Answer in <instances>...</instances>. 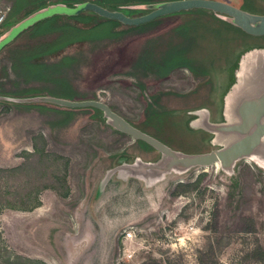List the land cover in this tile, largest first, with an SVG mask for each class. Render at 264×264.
<instances>
[{
  "label": "rangeland",
  "instance_id": "obj_1",
  "mask_svg": "<svg viewBox=\"0 0 264 264\" xmlns=\"http://www.w3.org/2000/svg\"><path fill=\"white\" fill-rule=\"evenodd\" d=\"M19 1L0 0V26ZM88 1V9L78 12L62 9L79 3L52 4L0 37V168H19L0 177V201L28 206L36 195L49 198L44 229L52 225L54 233L68 238L81 210L78 202L87 197L85 229L96 240L69 260L57 238H40L36 207L4 209L0 264H48L36 256L38 245L60 264H264V167L253 156L264 136L247 148L230 149L264 127V58L251 61L247 73L253 47L238 49L233 32L228 36L216 20L204 21L209 8L168 13L201 14L185 24L162 16L114 25L101 9L128 0ZM209 1L241 9L253 25L264 17V0ZM210 26L218 29L204 34ZM246 37L253 46H264V35ZM195 39L210 42L200 41L197 51H190ZM210 49L226 56V68L203 69L204 62L197 61L195 69L172 68L166 77L156 72L155 66L176 56L194 60L193 52L201 58ZM80 101L108 104L123 120L179 152L161 145L151 149L152 142H139V133L103 110L74 105ZM210 149L199 156L182 154ZM151 168L164 173L146 187L145 204L114 197L104 184L108 180L97 177L113 170L144 177ZM136 215L140 219L130 220Z\"/></svg>",
  "mask_w": 264,
  "mask_h": 264
},
{
  "label": "trees",
  "instance_id": "obj_2",
  "mask_svg": "<svg viewBox=\"0 0 264 264\" xmlns=\"http://www.w3.org/2000/svg\"><path fill=\"white\" fill-rule=\"evenodd\" d=\"M24 2H25V0H20L13 7V10L9 14L7 20L4 22V24L2 26H0V37L3 34H5L8 30H10L14 26H16L22 19L34 14L35 12H37V11H39L41 9H44V8H46V7H48V6L52 5V4L74 5L76 3H79L80 4L79 7H72V6L67 7L68 11H79V10L84 9V7L87 6L88 5L87 3L90 2V1H88V0H52V1L45 0V1H42V2H39V3H34L35 2V0H34L27 7L24 6ZM129 5H149V6L156 5V6L152 7V8H149V9H135V8L126 7V6H129ZM162 5L163 4H161V0H128L126 2H121V3L111 4V5L108 4V6H106L104 8V10H106V11H108L110 13L122 12V13H124L127 16H129L130 14L132 16H135V13H139V14L145 15V14L151 12L152 10L161 7ZM121 6H123V7H121ZM206 11H207L206 13L203 12V16H204L203 20L204 21L207 20L209 22H211L210 21L211 19L216 20L223 27L222 30L228 36H229V31L233 32V39H239L237 44H235L236 47H238V49L239 48L247 49L249 47L257 46V45L253 46L252 39L245 40V39H247L246 34L248 36H257V35H253V34L248 33L247 31H245L240 25H238L236 23V21L234 20V18L232 16H230L227 13H221V12L215 11L213 9H206ZM48 12H50V11H48ZM48 12H45V13H48ZM45 13H41V14H45ZM198 14H199L198 16L201 15L200 13H198ZM216 14H223V15H226V16H230L231 18H233V22H229V21L223 20V19L217 17ZM109 19L112 21V23L114 25H117V24H119V22H121L120 20H118L116 18H109ZM216 29H218V28H216V27L212 28L211 26L207 27V29H206L207 31L204 29V34H205V32H208L207 35H209V34H211V32L215 31ZM238 30H240V31H238ZM241 30L243 31V33H242ZM187 33L188 34H192L189 30H187ZM9 37L5 41L9 40ZM200 41L203 42V44H206V41H209V39H207V40L206 39H195V44L193 46V49L190 50V51H193V50L197 51L196 49H197L198 45L201 43ZM209 42H207V44ZM0 46H1V44H0ZM238 49L236 48L237 52H238ZM209 52H210V55H208L206 57H204L205 56L204 55L201 58H200V56L198 54L195 55V53L193 52V54H194L193 57H195L194 60L188 59V60H184L182 62L178 61L179 60V56H176L169 63H167L165 66H159V67L155 66V68L157 70L156 72H157V74L159 76L166 77L171 72L172 68L181 67V66L182 67L183 66H188V67H190L192 69H195L196 68L195 65H196L197 61H199V62L203 61L204 62L205 66H203V69H206L207 67H210V68L214 69L213 67H217V66L218 67L221 66L222 68L223 67L226 68V56L222 55V52H219L217 54L218 56H216V54L215 55L211 54V53H213L211 51V49L209 50ZM215 58H217V60H219V64L221 63L220 65L215 61ZM136 62H137L138 65H140L142 67H145V68H150L151 67V65H148L147 63H145L142 60H137ZM93 108H95V107H93ZM95 109L99 112V114L103 112L101 109H98V108H95ZM141 131L145 132L143 130H141ZM138 141L139 142H143L145 144L147 143L146 141H144L142 139H138ZM163 144L166 145L165 143H163ZM166 146L168 148H170L171 150H173V151H177V150L173 149L172 147H170L168 145H166ZM148 147H150V146L148 145ZM211 152H212V150L210 149L209 151H206V152H203V153H198V154L197 153L196 154L184 153V154H186V155H199V154H208V153H211ZM18 170H19V168H13V169L0 168V177L2 176L3 173H15ZM40 204H41V201H40V198L38 197V195H36L35 200L33 201V203L28 205V206L27 205H23L21 203L18 204V203H13V202L11 203V202L0 201V212L3 211L4 209L28 210L29 211V210H32L35 207L39 206ZM0 239H1V231H0Z\"/></svg>",
  "mask_w": 264,
  "mask_h": 264
},
{
  "label": "crops",
  "instance_id": "obj_3",
  "mask_svg": "<svg viewBox=\"0 0 264 264\" xmlns=\"http://www.w3.org/2000/svg\"><path fill=\"white\" fill-rule=\"evenodd\" d=\"M176 1H182V0H161V4H167V3H172V2H176ZM198 12L197 11H187L185 13H172V14H166L163 16H175L178 17L182 20V22L185 24V22H188L190 19H194L197 17ZM217 17L229 21V22H233V18H231L230 16H228V18L223 17L222 15L216 14ZM162 17V16H161ZM158 17V18H161ZM251 47L247 48L246 50L250 49ZM264 48H252V52H260V51H264ZM262 141V140H261ZM260 141V142H261ZM264 144V143H263ZM257 145L253 148V150H257L260 146ZM151 149H157L156 147H151ZM172 152H179V151H172ZM181 153V152H180ZM184 154V153H182ZM186 155V154H184ZM162 171V170H161ZM147 173L144 175V177H140V176H132L129 173H123L121 174L120 171H115L113 170L111 172V174H105L104 177H101L100 175L97 176L99 178L100 181H107L108 183H104L105 185L110 187V192L113 193L114 197H121L124 200L127 201H142L144 202V204L146 202H148L149 200H147L146 195L145 194V190L146 187H152L154 185V182L156 179H162L163 176V171L162 173H160L161 175L157 174L154 170V168H151L150 170L146 171ZM104 184L102 185V189L104 187ZM100 186V185H99ZM159 186H163V185H159ZM101 189V190H102ZM99 190V187H98ZM104 191V190H103ZM98 195H95V197L93 199H96ZM49 199V198H48ZM48 199H45L44 196H42L41 198V204L35 208V210L33 211V218L35 219H39V227H41L40 229V238H44V237H48L51 238L52 240L54 238H57V246L59 247V249L63 252H68L69 254V260H74V255L83 247H86L88 245V243L90 242L93 243L96 240V235L94 234V232H89L87 229H85V222H88L86 220V210L87 207H89V205L91 204V201L86 197L79 200V205L81 204V210L78 212L79 216H77L76 218H74V221L71 222V229H69V237L67 238L61 231L60 233H54L53 229L54 227L52 225H50V230L48 229H44V226L47 225L48 221H46V217L45 214L48 210V207L50 206V201H48ZM90 202V203H89ZM88 204V206H87ZM78 208V207H77ZM73 214V213H72ZM137 217H134L130 220H138L140 219L141 216L136 215ZM43 218V220H42ZM123 225V222L121 224H119V226L116 227V229L113 232V241L116 240V235L119 232V230L121 229ZM50 231V232H49ZM52 231V232H51ZM88 241V243L86 244V242ZM114 245V242H112ZM44 245V244H41ZM37 248L40 251V254H36V256H38L39 258H41L42 260H44L45 262H47L48 264H60V262L58 261L57 258H55L52 255H49L47 252V249H44L43 246H37Z\"/></svg>",
  "mask_w": 264,
  "mask_h": 264
},
{
  "label": "water",
  "instance_id": "obj_4",
  "mask_svg": "<svg viewBox=\"0 0 264 264\" xmlns=\"http://www.w3.org/2000/svg\"><path fill=\"white\" fill-rule=\"evenodd\" d=\"M191 7H205V8L213 9L221 13H227L230 16H232L234 20L236 21V23L240 25L248 33L253 34V35H264V17L260 20V22L257 25L256 24L253 25L248 20L244 11H242L241 9H238L236 7H233L231 5H227L224 3L209 1V0H182V1L172 2V3H167V4H163L161 7L156 8L143 16L135 17V18L129 17L122 12L110 13L104 9H101V12H103L104 14L108 16L116 18L124 23H127L129 25H139L142 23H147L149 21H152L168 13L177 12L181 9L191 8ZM84 9H88V8H84ZM62 10L68 11L67 8H63ZM71 12H75V11H71ZM74 105L76 107L92 106V107L101 109L106 113L108 117L113 119L115 122L121 123L123 125H127L130 129L139 133L140 136L138 137V139H142L146 142L150 141L154 144V147H157L158 145H161L162 147L166 146L161 141L160 142L162 144L152 139L151 135L145 132H142L140 129L136 128L134 125H131L127 121L123 120L121 117H119V115H117L116 113L112 111L111 107H109L108 104L102 101H80V102L74 103ZM143 134H145L146 136H144ZM263 136H264V127L262 130L258 131L255 135L251 137H247L242 142L234 144L232 147H230V149H232L235 146H239L240 144L243 145V148H247L253 142L260 140ZM199 155H203V154H199ZM199 155H191V156H199Z\"/></svg>",
  "mask_w": 264,
  "mask_h": 264
},
{
  "label": "bare ground",
  "instance_id": "obj_5",
  "mask_svg": "<svg viewBox=\"0 0 264 264\" xmlns=\"http://www.w3.org/2000/svg\"><path fill=\"white\" fill-rule=\"evenodd\" d=\"M259 56L261 58H264V55H261L260 52H252L250 55H249V61L246 62V71L247 73L249 71H251V61H253L254 59H259ZM252 59V60H251ZM242 78H245L244 76ZM233 110V108H232ZM257 161L259 162L260 165H262L264 167V144H262L257 150L254 151V155H253ZM133 204V203H132ZM117 207V206H116ZM119 207V206H118ZM135 207H136V204H135ZM143 207V206H141ZM121 208V207H120ZM117 209V208H116ZM133 209V208H132ZM122 211V210H120ZM105 214V213H104ZM134 214V213H133ZM126 215V214H125ZM104 217V216H103ZM102 217V218H103ZM120 217V216H119ZM118 217V218H119Z\"/></svg>",
  "mask_w": 264,
  "mask_h": 264
},
{
  "label": "flooded vegetation",
  "instance_id": "obj_6",
  "mask_svg": "<svg viewBox=\"0 0 264 264\" xmlns=\"http://www.w3.org/2000/svg\"><path fill=\"white\" fill-rule=\"evenodd\" d=\"M262 45H263V44H262ZM262 45H259V46L257 45V46H255V48H258V49H259V48H264V46H262ZM253 48H254V47H253Z\"/></svg>",
  "mask_w": 264,
  "mask_h": 264
},
{
  "label": "built area",
  "instance_id": "obj_7",
  "mask_svg": "<svg viewBox=\"0 0 264 264\" xmlns=\"http://www.w3.org/2000/svg\"><path fill=\"white\" fill-rule=\"evenodd\" d=\"M127 235L130 236L131 235V232H128Z\"/></svg>",
  "mask_w": 264,
  "mask_h": 264
}]
</instances>
